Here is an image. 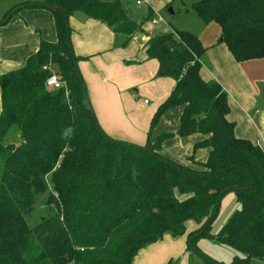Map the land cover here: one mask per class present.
Here are the masks:
<instances>
[{
	"label": "trees",
	"instance_id": "obj_1",
	"mask_svg": "<svg viewBox=\"0 0 264 264\" xmlns=\"http://www.w3.org/2000/svg\"><path fill=\"white\" fill-rule=\"evenodd\" d=\"M34 4L59 7L53 11L57 39L41 40L22 67L0 74V264H133L166 232L185 233L190 219L204 221L189 233L188 244L207 264L226 263L196 248L203 236L235 250L228 264L264 260V150L235 134L227 93L201 76L206 48L200 37L172 27L145 43L147 57L158 60L157 76L173 78L175 85L155 110L146 142L137 145L101 127L85 93L78 68L85 57L74 53L69 18L82 13L104 23L123 45L143 23L132 20L126 0ZM28 6V1L16 4L1 22ZM192 7L203 22L220 27V41L237 61L264 58V0H197ZM45 65L63 80L62 87L46 86L52 72ZM175 106L182 107L177 134L205 136L189 157L195 163L197 150H209L199 169L162 154L163 142L175 133L151 138ZM12 127L20 140L4 143ZM229 190L239 208L212 234L218 198ZM42 206L53 213L30 226Z\"/></svg>",
	"mask_w": 264,
	"mask_h": 264
},
{
	"label": "crops",
	"instance_id": "obj_2",
	"mask_svg": "<svg viewBox=\"0 0 264 264\" xmlns=\"http://www.w3.org/2000/svg\"><path fill=\"white\" fill-rule=\"evenodd\" d=\"M26 1L30 2L31 6L15 15L17 9L12 11L14 16L8 22H1L7 12L0 18V27L4 30V37L0 36V74L22 67L27 58L37 52L43 40L37 32L45 31L43 22L38 20L40 16L48 18L54 29V33L51 29L49 33L43 32L44 39H57L53 11L35 5L38 1ZM152 10L155 11L153 8ZM69 25L74 53L85 57L79 60L78 68L101 127L116 139L143 145L148 138L155 108L143 111L145 106L149 108L150 103L145 102L146 98L142 102L135 100L138 99L135 91L143 89L160 105L170 94L175 80L157 76L158 60L147 57V41L141 43V38L136 35L131 38L129 45H123L124 39L117 37L109 26L78 14L69 18ZM143 28L147 38L150 37L148 33H157L156 30ZM168 29L160 32H166ZM201 35L200 39L206 48L201 58V76L205 80L219 82L227 93L230 106L227 117L235 123V134L251 140L264 150V110L259 109V106L264 105V58L237 61L227 44L220 41L221 29L215 23L207 24L206 31ZM9 36L14 37L11 40L12 46L1 47L4 45V38L10 41ZM179 111L181 116L182 107H179ZM164 116L153 130L151 138L154 140L166 132L175 133L163 142L162 154L178 163L199 169V163L207 160L209 150H197L194 154L195 163H190L189 157L194 145L205 136L193 134L183 139L177 134L180 116L175 126L163 125ZM170 235V232L165 233V238L160 241L163 242L162 245L160 242L152 243L142 249L134 258L133 264H167L169 257H178Z\"/></svg>",
	"mask_w": 264,
	"mask_h": 264
},
{
	"label": "rangeland",
	"instance_id": "obj_3",
	"mask_svg": "<svg viewBox=\"0 0 264 264\" xmlns=\"http://www.w3.org/2000/svg\"><path fill=\"white\" fill-rule=\"evenodd\" d=\"M26 0H0V18L8 12L9 9H11L15 4H18L20 2H23ZM29 1H39V0H29ZM197 0H152L151 5L149 4H137V0H126L127 8L129 10V14L132 18V20L137 23V24H142V30L138 31L135 35L138 38H141V43L146 42L149 38L152 36L156 35L158 32L163 31L166 28H169L167 31L172 30L173 28L177 29H182V30H188L193 33H196L199 37H202V33L206 31V25L207 23L203 22L199 16L196 14V12L193 9V4ZM171 3V4H170ZM170 4V5H169ZM168 5L169 7H173L174 14H171L168 12ZM154 9L156 12H159L160 16L163 18V21H159L156 24H153L151 22V19L153 17H156L155 15L153 17H149V12L150 9ZM28 9H33V8H28ZM42 9V8H41ZM34 11V10H33ZM21 12V11H20ZM19 12V13H20ZM51 13V12H49ZM24 14V12H23ZM78 15L80 16H85L82 13H79ZM86 17V16H85ZM39 21H42L45 27V31H39L38 34L41 35L43 40L45 37L43 36L44 33H49L50 29L51 32L54 33V29H52V23L51 21L46 18L40 16L38 18ZM150 28V31L156 30L153 33L154 35L149 34V38L147 36H144L145 29L143 28ZM3 28L0 27V36L4 37V30ZM143 35V36H142ZM147 35V33H146ZM122 38V37H121ZM10 41L5 40L4 38V45L1 47H6L7 45L12 46V41L14 37L9 36L8 38ZM139 40V41H140ZM132 42L130 40L127 45H129ZM136 88V87H135ZM139 92L135 91V95L137 96L138 99L135 98V100H141L143 101L144 98L147 99V102L149 104V108L145 106L143 108V111L146 109H154L155 110L158 108L159 105H157V101L153 98V96L150 95V93H146L143 89L139 88ZM134 91L132 89L131 95H133ZM140 96V97H138ZM145 96V97H144ZM92 103V102H91ZM93 106V104H92ZM260 110H264V105L259 106ZM93 110L94 106H93ZM96 114V112H95ZM180 116V111L179 107L175 106L171 108L167 115L164 116L163 125L166 126H172L178 124ZM257 121V120H256ZM161 122V121H160ZM261 126V125H260ZM19 133L17 127H12L10 131L7 133V135L4 138V143H16L19 142ZM173 150V147H171ZM174 151V150H173ZM47 196L44 195L42 198L45 199ZM239 208V205L237 203L236 199V194L234 190H229L226 192L223 197L221 198L220 205L218 208V213L216 217L212 220V222L209 225V231L210 233L214 234L217 233L223 225L228 221L230 216ZM53 213V210L50 209L49 207L42 206L38 210H36L32 217L28 220L29 225L33 226L34 223L39 222L41 217L47 216ZM204 223H198L194 219H190L186 222V230L185 233L180 234V235H170L171 238L173 239L175 246L174 249L177 252L178 257H169L167 259V262L172 261L173 264H191L193 261L194 264H207L205 261V256L198 255L196 252H193V250H189V244H188V235L190 232H192L195 228L198 226H201ZM165 238V234L163 238L155 243H159ZM170 238V239H171ZM163 242H160L159 244L162 245ZM154 245V244H153ZM195 246L198 248L202 253L207 255L209 258H212L215 261L218 262H223V263H230L233 260L234 255H236L235 251L228 245L226 244H221L216 241H213L212 239H209L208 237H199L195 241ZM168 250V249H167ZM195 253V254H193ZM193 255V256H192ZM193 257V258H192ZM191 258V259H190ZM249 264H264V260H259V259H252Z\"/></svg>",
	"mask_w": 264,
	"mask_h": 264
},
{
	"label": "built area",
	"instance_id": "obj_4",
	"mask_svg": "<svg viewBox=\"0 0 264 264\" xmlns=\"http://www.w3.org/2000/svg\"><path fill=\"white\" fill-rule=\"evenodd\" d=\"M151 2L152 0H137V4L139 5L144 4V3L151 5ZM154 15L156 17H153L151 19V22L153 24H156L159 21H163V18L160 16L159 12L154 11ZM43 68L52 72V74L46 80V86L48 88L58 89L64 85L63 80L58 76V74L54 71V69L51 66L45 65ZM145 102H147V100H145Z\"/></svg>",
	"mask_w": 264,
	"mask_h": 264
},
{
	"label": "water",
	"instance_id": "obj_5",
	"mask_svg": "<svg viewBox=\"0 0 264 264\" xmlns=\"http://www.w3.org/2000/svg\"><path fill=\"white\" fill-rule=\"evenodd\" d=\"M48 8H49L51 11H54V10H56V9H59V7H54V6H52V5H49ZM13 12H14V10H13ZM13 12H12V13H13ZM168 12L171 13V14H174V13H175L174 10H173V7H169V8H168ZM12 13L8 16L7 20L12 16ZM70 45H71V43H70ZM85 93H86L87 96H89V94H88V90H87V89L85 90ZM223 193H224V192H222V193L220 194L219 198H218V206H219V204H220L221 197H222Z\"/></svg>",
	"mask_w": 264,
	"mask_h": 264
}]
</instances>
